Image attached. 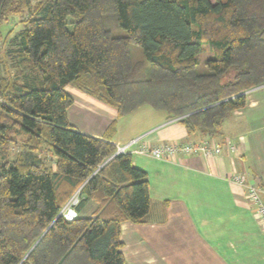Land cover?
Wrapping results in <instances>:
<instances>
[{
    "label": "trees",
    "instance_id": "1",
    "mask_svg": "<svg viewBox=\"0 0 264 264\" xmlns=\"http://www.w3.org/2000/svg\"><path fill=\"white\" fill-rule=\"evenodd\" d=\"M33 2L0 0V41L2 20L32 13L0 57V264H128L122 224L150 212L147 173L115 155L117 120L102 137L70 123L66 86L118 118L150 106L214 136L264 84V0Z\"/></svg>",
    "mask_w": 264,
    "mask_h": 264
},
{
    "label": "crops",
    "instance_id": "2",
    "mask_svg": "<svg viewBox=\"0 0 264 264\" xmlns=\"http://www.w3.org/2000/svg\"><path fill=\"white\" fill-rule=\"evenodd\" d=\"M65 91L74 99L68 119L81 132L102 137L117 120L115 145L144 136L152 146L206 139L221 146L210 157L185 155L176 161L132 155L133 165L147 173L152 205L143 223L122 224L128 264H264V230L244 187L232 180L240 174L258 184L264 200L263 87L247 91L246 107L211 137L190 134L178 119L150 106L118 118L116 108L87 92L73 85ZM96 208L90 202L80 214L91 216Z\"/></svg>",
    "mask_w": 264,
    "mask_h": 264
},
{
    "label": "built area",
    "instance_id": "3",
    "mask_svg": "<svg viewBox=\"0 0 264 264\" xmlns=\"http://www.w3.org/2000/svg\"><path fill=\"white\" fill-rule=\"evenodd\" d=\"M260 87L264 88V84L260 85ZM144 140V136H139L125 144H117L115 155H145L164 161H176L180 156L185 155L201 154L210 157L212 154L218 153L221 149L220 145L207 139L200 143H161L156 146L147 144ZM232 180L244 187L246 197L250 205L254 208L260 226L264 230V200L262 199L260 186L255 183L246 182L245 177L240 174L234 175ZM80 201V191H77L63 207L59 216L65 218L67 221L76 219L79 215L78 206Z\"/></svg>",
    "mask_w": 264,
    "mask_h": 264
},
{
    "label": "rangeland",
    "instance_id": "4",
    "mask_svg": "<svg viewBox=\"0 0 264 264\" xmlns=\"http://www.w3.org/2000/svg\"><path fill=\"white\" fill-rule=\"evenodd\" d=\"M34 4H36L39 0H33ZM32 16V13L25 12L23 14H9L7 19L2 20L1 25H2V30L4 34V38L0 41V57L5 56L6 51L11 48V44L9 40L13 39L19 31L24 27V23ZM207 47V46H206ZM135 55L141 56L142 52L141 50L133 46ZM137 55V56H138ZM210 55V51L206 50L205 52L200 54V59L202 63L207 59ZM201 71L204 70V65L202 64L199 68ZM13 73V72H11ZM88 210L84 211V214H86Z\"/></svg>",
    "mask_w": 264,
    "mask_h": 264
},
{
    "label": "water",
    "instance_id": "5",
    "mask_svg": "<svg viewBox=\"0 0 264 264\" xmlns=\"http://www.w3.org/2000/svg\"><path fill=\"white\" fill-rule=\"evenodd\" d=\"M115 156V155H114ZM113 157H111V158H109L107 161H106V163L109 161V160H111ZM35 245H37V243L35 244ZM35 247V246H34Z\"/></svg>",
    "mask_w": 264,
    "mask_h": 264
}]
</instances>
